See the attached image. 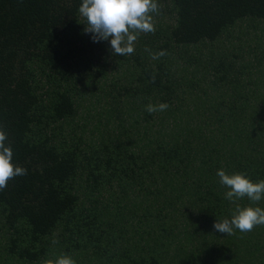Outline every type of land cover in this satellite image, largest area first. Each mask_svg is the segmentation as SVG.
Wrapping results in <instances>:
<instances>
[{"label": "trees", "instance_id": "trees-1", "mask_svg": "<svg viewBox=\"0 0 264 264\" xmlns=\"http://www.w3.org/2000/svg\"><path fill=\"white\" fill-rule=\"evenodd\" d=\"M156 2L117 56L81 0H0V128L27 169L0 190V264H264V225L214 228L264 208L217 176L264 180V0Z\"/></svg>", "mask_w": 264, "mask_h": 264}, {"label": "clouds", "instance_id": "clouds-1", "mask_svg": "<svg viewBox=\"0 0 264 264\" xmlns=\"http://www.w3.org/2000/svg\"><path fill=\"white\" fill-rule=\"evenodd\" d=\"M157 9L156 0H81L79 13L85 18V31L94 42L107 41L113 54L125 56L134 52L139 33L154 31L151 13ZM158 107L164 110L167 104ZM155 110V106H148L149 112ZM7 140V133L0 128V190L7 187L11 178L27 173L26 168L13 162V149ZM217 176L228 188L227 199L247 196L253 202L264 200V180L253 181L245 173L228 174L223 168L217 170ZM257 225H264V208L249 205L238 208L230 219L217 220L214 228L228 235L234 229L250 231ZM56 264H74V261L70 256H61Z\"/></svg>", "mask_w": 264, "mask_h": 264}]
</instances>
